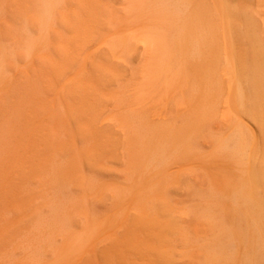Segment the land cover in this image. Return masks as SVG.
Masks as SVG:
<instances>
[{"label": "rangeland", "instance_id": "obj_1", "mask_svg": "<svg viewBox=\"0 0 264 264\" xmlns=\"http://www.w3.org/2000/svg\"><path fill=\"white\" fill-rule=\"evenodd\" d=\"M0 264H264V0H0Z\"/></svg>", "mask_w": 264, "mask_h": 264}, {"label": "bare ground", "instance_id": "obj_2", "mask_svg": "<svg viewBox=\"0 0 264 264\" xmlns=\"http://www.w3.org/2000/svg\"><path fill=\"white\" fill-rule=\"evenodd\" d=\"M48 1V0H47ZM45 3V2H44ZM51 3V2H50ZM27 32V31H26ZM177 32V31H176ZM2 55H5V54H2ZM3 57V56H2ZM4 58V57H3ZM3 60V59H2Z\"/></svg>", "mask_w": 264, "mask_h": 264}]
</instances>
